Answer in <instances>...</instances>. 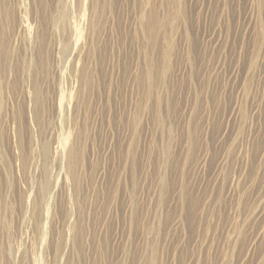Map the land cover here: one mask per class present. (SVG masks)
Returning <instances> with one entry per match:
<instances>
[{
	"label": "rangeland",
	"instance_id": "1",
	"mask_svg": "<svg viewBox=\"0 0 264 264\" xmlns=\"http://www.w3.org/2000/svg\"><path fill=\"white\" fill-rule=\"evenodd\" d=\"M0 264H264V0H0Z\"/></svg>",
	"mask_w": 264,
	"mask_h": 264
},
{
	"label": "bare ground",
	"instance_id": "2",
	"mask_svg": "<svg viewBox=\"0 0 264 264\" xmlns=\"http://www.w3.org/2000/svg\"><path fill=\"white\" fill-rule=\"evenodd\" d=\"M64 19V17L62 16V20ZM80 20H81V18L79 17V15L77 16V19H76V21H77V23L78 24H80ZM76 24V23H75ZM76 26V25H75Z\"/></svg>",
	"mask_w": 264,
	"mask_h": 264
}]
</instances>
